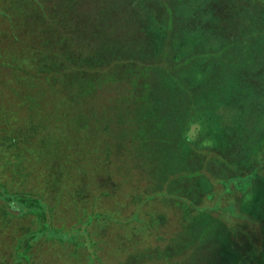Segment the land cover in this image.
<instances>
[{
	"label": "trees",
	"instance_id": "16d2710c",
	"mask_svg": "<svg viewBox=\"0 0 264 264\" xmlns=\"http://www.w3.org/2000/svg\"><path fill=\"white\" fill-rule=\"evenodd\" d=\"M142 1L134 30L121 6L129 0H6L0 8L12 44L26 51L19 69L35 72L27 73L30 88L9 92L36 102L15 124L17 112L0 104V230L33 221L11 241L0 233V264H38L34 247L43 240L75 247L76 257L87 248L85 264H104L93 239L98 227L143 221L139 207L121 217L102 205L115 202L109 184L119 195L139 191L141 204L158 197L180 205L179 220L162 223L171 225L164 235L117 244L120 264H196L193 256L224 226L232 242L258 248L243 264H264V0ZM152 21L161 39L148 29ZM5 62L4 70L20 74L17 59ZM34 115L43 120L29 125ZM205 180L224 192L251 191L242 206L227 207L241 223L230 226L188 197ZM61 201L75 214L77 203L84 209L80 227L57 221ZM249 224L261 234L243 240Z\"/></svg>",
	"mask_w": 264,
	"mask_h": 264
},
{
	"label": "rangeland",
	"instance_id": "374dc122",
	"mask_svg": "<svg viewBox=\"0 0 264 264\" xmlns=\"http://www.w3.org/2000/svg\"><path fill=\"white\" fill-rule=\"evenodd\" d=\"M9 1H12V0H8V2ZM6 4H7L6 0H0L1 10L4 9V11H6L7 9V8L5 9ZM121 6H123L122 10L127 11L126 16L128 19L132 16V20H128L127 23H129V25L133 28L132 30H134L137 27V24L135 23L137 20L135 18L137 14L136 10L143 9V1L142 0H129V3H125V5L122 4ZM9 9H11V6H9ZM158 25L159 24L152 21L151 26H150V23L147 26H148V29H151L152 33L154 34L157 33L156 34L157 36L160 35V39H161L163 36H162V33L159 32ZM9 37L10 36H9L8 30L5 29V27L3 26L0 20V60H4V62L6 61L8 63H13V60L17 59L18 62L14 64L13 66L16 69H18V71L20 72L18 76H15L12 73V71L4 70V68L6 67L0 66V104L4 108V112L6 111V113L12 112L10 111V109L17 112V116L15 117L16 120L14 121V124H15V122L17 121L23 122L26 119H28V117H25V114L29 113V108L34 106L36 102L32 100H27L26 102L19 101V99L15 97L16 95H14L13 92H9L10 91L9 87L11 86L14 87V85L24 83V85H28L29 86L28 88H30L31 86L27 84V82L33 83L34 81H33V76L31 74L27 75V73L28 72L35 73V72L33 70H30L29 66L28 68L24 69V71H21V69H19V65L23 64L22 63L23 58H21V55H13L12 54L13 52H9L11 49L8 48V45L6 43H8L10 39L13 40L12 38H9ZM210 42L215 43V41H210ZM193 44H194V39L187 38L186 42L183 45L184 50H185L184 52H190L191 49L194 47ZM17 46L18 45H15L12 48V50L17 49ZM215 47L217 48L219 47L218 43H216L213 46V48ZM24 53H26V51H24ZM28 55L32 58L34 56V54H31L30 52H28ZM163 59L164 57L163 58L161 57L160 61H162ZM24 60L25 62H28L26 59ZM11 67L12 65H8L7 68H11ZM4 82L9 83V84L5 85ZM33 88L35 91L37 90L36 86H32V89ZM112 95H113V98H117L119 95V92H114L112 93ZM262 118L264 119L263 115H262ZM39 119L43 120L42 117L36 118L34 115L31 118L29 125L33 121L36 124L41 123V122L35 121ZM71 125L72 124L69 123L68 127L70 128ZM64 126L67 128L65 124ZM191 132H192L191 133L192 137H196L197 127L194 126ZM257 132L258 130L255 132L253 136L254 139L258 134ZM252 143H253V140L250 142V144ZM129 167H131V165ZM16 178L18 182H16L17 184L15 185V187L16 188L20 187V189H22L23 187L20 185L23 182L24 178H22L21 176H17ZM27 182L31 186H33V188H35V185H33V182L31 180H28ZM31 186H30V189L32 188ZM107 186L111 189V191H114L115 195H114V198H111L112 199L111 201H115V202L114 203L106 202L102 204L104 205V207L112 208L114 211L120 212L121 214L119 215L121 217H124L125 214L129 215L131 212H133L135 209L139 207L141 208V212H142L141 218L143 221L140 224L131 223V225L128 226L127 228L124 227L125 225H116V224L115 225L113 224L111 226L104 224L105 228H102V229L101 227H98L97 229L98 236H93V239L94 241L98 242V246L99 248H101L99 249V253L97 255H100L103 258L104 264H120V262L122 261L121 257L123 254L121 252H118L115 248L117 244L119 245L121 243L128 244L129 240L130 239L132 240V238H129L127 236L131 235L130 237L134 238L133 241H135V243L136 241L137 242L142 241L141 240L143 239L141 238L142 235H144V238L153 236L154 237L153 240H154L157 236H162L168 230H170L171 225H168L167 227V225H163L164 223L167 224V222H169V219L171 220L172 218L179 220L178 210H179L180 205H177L175 208L170 207L163 202L162 198H158V197L150 201L144 200L143 203L141 204L140 200L142 197H144V195L142 194L143 196L141 197L140 196L141 194H139V191H136L135 194H133L132 192H131L132 194L130 195L124 194L125 195L124 196V195H119V193L121 194L123 190H119L120 188L118 187L115 188V185L109 184ZM150 186H151L150 187L151 191H156L162 188L160 187V185H157V186L150 185ZM176 190H177L176 187L174 188V190H172V187H171L172 193H174ZM187 192H189L188 197L193 198L196 202H198L202 206L203 205L204 207L210 206L213 210L211 208L207 210L210 211L211 213L213 214L217 212L222 213L223 214L222 217H224V221L227 222L230 226H234V227L235 225L237 226V224L241 223L242 220L237 219L236 217L232 216L230 213L228 214L227 207L229 206L231 202L236 201V200H238L239 207L242 206L240 202L243 203L244 201L248 200L250 197L249 194L251 193V191L248 192L245 189L243 191L240 190V192L238 191L236 192L235 190L224 192L223 188H220L217 185V183L215 182L213 183V181H207V180H205L204 185L202 184L199 188L190 189ZM210 192L215 193L214 198L209 201L203 199V195L205 193H210ZM64 200L65 199L63 198V201ZM105 200H110V199L106 197ZM63 201L60 202L57 208L58 210L57 211L58 212L57 221L62 222L68 228H71V229L72 228L76 229L80 227L81 224H80L79 216H82V212H85L83 211L84 209L82 211H78V209L81 208V205H78L77 203L76 208L77 207L78 208L76 209L77 213L75 214L74 206L70 205L69 202H68V205L66 204V202L63 204ZM100 201L101 200L97 201L96 203ZM215 203L219 204V206L217 207V204L214 205ZM96 207L101 208V206L97 204H96ZM98 211L100 210L98 209ZM31 226L33 227L32 219L31 220L27 219L25 221L21 220V221L15 222L13 226L10 228L4 227L2 230H0V233L4 239H6L7 241H11L17 238V236L19 237L23 233H26V231L28 232V230L31 229L30 228ZM224 228L226 227L225 226L223 227V231H221L222 233L216 234L215 236L211 238L214 241L204 246L201 251L196 252V254L193 256V260L195 261L196 264H238L239 262H242L243 264L247 261V259L250 258L251 254L249 252L258 251V248L256 250L255 248H251V246L241 247L235 242H232V238L229 237V235L231 236V233L228 231L226 232ZM245 230L249 232L248 233L249 235L244 234L243 240L256 237V236H260L261 234L260 228H258L254 224L245 225ZM80 238L82 240H86V242L88 243V240H89L88 235L87 236L84 235V238L83 237H80ZM131 245L128 244L127 246H131ZM61 246H62V249H60ZM88 246L90 247V245ZM34 248H35L34 250L35 259L34 260L38 264H83V263L85 264L86 254L91 253V251H89L86 248L82 250L83 252L81 253L79 252L78 257H76L77 255L75 253V247L69 248V251H68L65 249L67 248L66 244H63V243L62 244H58V243L51 244L49 242H45L44 240L42 242L39 241ZM95 264H99V262L96 261Z\"/></svg>",
	"mask_w": 264,
	"mask_h": 264
},
{
	"label": "crops",
	"instance_id": "0c3cea01",
	"mask_svg": "<svg viewBox=\"0 0 264 264\" xmlns=\"http://www.w3.org/2000/svg\"><path fill=\"white\" fill-rule=\"evenodd\" d=\"M12 2V1H11ZM0 20H1V23L3 24V26L5 27L6 30L7 29V24L4 23V18H2V16L0 15ZM9 33V31H8ZM10 38V37H9ZM8 45V48L11 49L9 52H13L12 54L13 55H21V58H23L24 56V51L23 49H21V44L17 43V44H12V40L10 39L8 43H6ZM15 45H18L17 46V49L15 50H12V48L15 46ZM23 46V45H22ZM8 52V54H9Z\"/></svg>",
	"mask_w": 264,
	"mask_h": 264
}]
</instances>
